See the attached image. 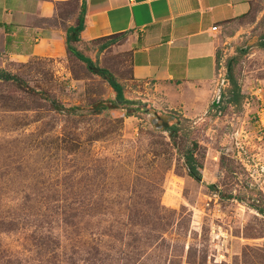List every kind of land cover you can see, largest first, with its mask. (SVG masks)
Returning <instances> with one entry per match:
<instances>
[{"label":"rangeland","instance_id":"rangeland-1","mask_svg":"<svg viewBox=\"0 0 264 264\" xmlns=\"http://www.w3.org/2000/svg\"><path fill=\"white\" fill-rule=\"evenodd\" d=\"M262 39L264 0H250L217 46L238 101L226 102L224 83L219 104L193 119L130 82L123 36L70 45L130 104L66 49L3 59L12 78L0 79V264H264ZM160 121L174 126L173 140ZM192 142L199 181L180 157Z\"/></svg>","mask_w":264,"mask_h":264},{"label":"crops","instance_id":"crops-1","mask_svg":"<svg viewBox=\"0 0 264 264\" xmlns=\"http://www.w3.org/2000/svg\"><path fill=\"white\" fill-rule=\"evenodd\" d=\"M249 1L0 0V62L60 55L81 12L77 41L123 36L130 82L160 109L193 119L211 105L218 40ZM69 4L75 16H65Z\"/></svg>","mask_w":264,"mask_h":264},{"label":"trees","instance_id":"trees-1","mask_svg":"<svg viewBox=\"0 0 264 264\" xmlns=\"http://www.w3.org/2000/svg\"><path fill=\"white\" fill-rule=\"evenodd\" d=\"M82 23H83L82 13L80 12L79 15L77 16L76 23L74 25L66 28L65 40H64L66 51H68L69 53L74 55L79 61H81L85 65V67L88 71H90L91 73H93L95 75L100 76L101 78H103L108 83V85L112 88V90L115 93L116 103H118V104L135 103L136 101L125 99L122 96L120 84L112 77V75L106 69L98 67L96 65V63L91 61V59L89 57L81 54L74 46L70 45L71 42H75L78 40V33L82 29ZM106 44L107 43L102 44L100 48H104L106 46ZM257 46L258 47H264V39L260 40L258 42ZM225 77L227 79V82H229V84L231 86L230 89L228 90L231 95L226 98V102L235 104L238 101L240 93H239V88H238L235 80L231 77V75L229 73V68L225 69ZM11 78H12L11 75H9L4 70L0 69V79H11ZM223 92L224 91H222L221 94H223ZM51 105H52V108L54 110L64 111L65 113H73L74 111H77L79 108L78 106L63 107V106L59 105L58 103H55L54 101H51ZM92 106H94L93 108L95 110H98L100 108L98 103H96ZM161 122L162 121H160V123ZM160 123H155V126L160 125ZM166 123H167V126L162 127V128L168 132V137L171 140H173V130L172 129H174V126L173 125L168 126L167 121H166ZM196 148H197L196 142L190 143V146L186 147L180 153V157H181L182 167L184 169L185 174L188 177H190L191 179H193L195 181H199L200 164L198 163V161L195 159V156H194V152H195ZM209 187L212 189V188H214V185L211 184Z\"/></svg>","mask_w":264,"mask_h":264},{"label":"built area","instance_id":"built-area-1","mask_svg":"<svg viewBox=\"0 0 264 264\" xmlns=\"http://www.w3.org/2000/svg\"><path fill=\"white\" fill-rule=\"evenodd\" d=\"M213 29H215V26L212 27ZM218 65H219V62L217 60V65H216V69H215V88H214V91H213V95H212V99H211V102L213 100H216L217 104H219L220 102V96H221V92L223 91V88H222V85L224 83H227V79L225 77V70H224V74L222 75V77L220 78V75H219V70L217 69L218 68ZM216 71H217V74H216ZM217 76L220 78V82L218 83L217 82ZM211 105L210 106H216V105H212V103H210Z\"/></svg>","mask_w":264,"mask_h":264},{"label":"water","instance_id":"water-1","mask_svg":"<svg viewBox=\"0 0 264 264\" xmlns=\"http://www.w3.org/2000/svg\"><path fill=\"white\" fill-rule=\"evenodd\" d=\"M212 105H216L217 104V102H216V100H213L212 102ZM157 127L159 126V127H166L167 126V123L166 122H164V121H162L161 123H160V125H156Z\"/></svg>","mask_w":264,"mask_h":264}]
</instances>
